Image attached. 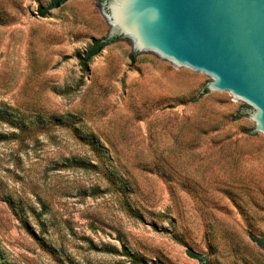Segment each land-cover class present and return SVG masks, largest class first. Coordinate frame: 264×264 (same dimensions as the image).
I'll list each match as a JSON object with an SVG mask.
<instances>
[{
	"label": "rangeland",
	"instance_id": "1",
	"mask_svg": "<svg viewBox=\"0 0 264 264\" xmlns=\"http://www.w3.org/2000/svg\"><path fill=\"white\" fill-rule=\"evenodd\" d=\"M49 1L0 0V264H264L253 108L128 37L80 66L101 4Z\"/></svg>",
	"mask_w": 264,
	"mask_h": 264
},
{
	"label": "water",
	"instance_id": "2",
	"mask_svg": "<svg viewBox=\"0 0 264 264\" xmlns=\"http://www.w3.org/2000/svg\"><path fill=\"white\" fill-rule=\"evenodd\" d=\"M111 26L149 51L211 77L202 89L231 93L264 134V0H101ZM203 264H207L203 262Z\"/></svg>",
	"mask_w": 264,
	"mask_h": 264
},
{
	"label": "trees",
	"instance_id": "3",
	"mask_svg": "<svg viewBox=\"0 0 264 264\" xmlns=\"http://www.w3.org/2000/svg\"><path fill=\"white\" fill-rule=\"evenodd\" d=\"M68 0H50L49 3L41 8L38 12V15L40 17H45L48 13L49 10L55 9L60 7L62 4L67 2ZM97 2L101 3V0H96ZM118 38L111 39V40H104V38H99V39H93L91 41V44L85 49V52L79 56V63L80 66L82 67H87L88 63L95 57L97 56L106 46H108L110 43L116 41ZM134 54L131 55L133 57ZM208 90L205 88L203 93H201L199 96L202 94L207 93ZM198 96V97H199ZM195 100V99H194ZM240 114L237 115L236 118H238ZM252 241H254L258 246L264 247V239L258 238L251 236ZM187 256L190 258L196 259L200 262V264H203V262L207 263L206 257L194 252L191 249L186 250Z\"/></svg>",
	"mask_w": 264,
	"mask_h": 264
}]
</instances>
